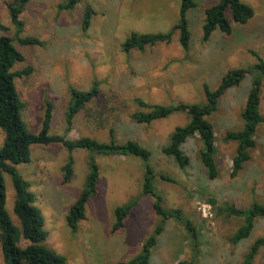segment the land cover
I'll return each mask as SVG.
<instances>
[{
  "label": "rangeland",
  "instance_id": "obj_1",
  "mask_svg": "<svg viewBox=\"0 0 264 264\" xmlns=\"http://www.w3.org/2000/svg\"><path fill=\"white\" fill-rule=\"evenodd\" d=\"M8 0H0V30L12 38L23 59L13 70L30 67L28 74L15 77L17 92L24 103L21 118L33 133L41 130L47 104H51L48 134L69 139L90 137L110 142L109 129L117 143L133 140L150 150L147 161L153 172L152 186L165 209L178 208L198 233V244L183 224L167 219L149 254V264H240L252 243L264 236V216L256 217L248 237L233 243L231 237L244 224V216L219 212L225 203L249 210L253 203L264 205V75L246 73L240 83L228 88L217 108L206 118L215 136L214 179L200 159L202 142L197 134L183 143L190 164L180 167L172 155L162 152L172 132L190 117L177 111L149 123L137 122L132 114L147 112L148 105L206 102L204 85L214 90L230 69H249L264 59V0H241L253 9L252 17L237 23L229 9L225 15L230 34L215 29L202 39L204 9L217 0H194L187 11L190 41L187 49L174 30L169 42H156L143 49L125 51L122 44L132 33H165L178 22L180 0H79L72 8H62L67 0H30L20 14L24 22L18 31L11 22ZM94 12L82 28L85 9ZM36 36L42 45H23L19 37ZM254 79L260 81L259 112L253 138L255 146L236 176H231L237 142L226 138L227 131L242 128L241 116ZM97 84L99 93L78 110L67 115L73 104L72 90L89 91ZM4 133L0 129V147ZM71 159V176L64 180ZM97 166L96 191L89 195L84 218L72 230L66 215L87 187L91 163ZM17 171L29 183L33 204L40 210L46 231L45 244L61 254L67 264H108L134 258L152 234L161 217L154 209L155 196L143 193L146 162L135 155H105L86 148L69 150L60 142L31 144L30 160L17 164ZM166 176L167 178H163ZM5 183V209L19 227L14 214V188L8 173ZM214 198V205L209 200ZM135 200L124 224L112 231L115 209ZM23 244V242L21 243ZM0 264H6L1 250ZM250 264H264V246Z\"/></svg>",
  "mask_w": 264,
  "mask_h": 264
},
{
  "label": "trees",
  "instance_id": "obj_2",
  "mask_svg": "<svg viewBox=\"0 0 264 264\" xmlns=\"http://www.w3.org/2000/svg\"><path fill=\"white\" fill-rule=\"evenodd\" d=\"M30 0H8L6 5L11 22L18 31H21L24 22L20 19V14L25 5ZM79 0H67L61 5L62 8H72ZM196 6L194 0H180L179 18L172 28L165 33H138L132 32L122 44L125 51L131 49H143L146 45H152L156 42H169L174 30L179 31V42L184 49H187L190 41V32L187 25V11ZM231 12L232 19L237 23L247 22L253 15V9L250 5L241 0H217L212 5L204 9V18L202 23V39L207 40L215 29H219L226 34L232 31L229 19L225 15L226 10ZM90 7L85 9L82 28L86 29L90 22V16L93 14ZM7 27L0 21V30ZM18 42L23 45H42L43 42L36 36L19 37ZM257 63L249 69H230L222 77L219 85L211 90L205 84L204 93L206 102L202 104L175 103L170 105H148L141 99L136 101L149 107L147 112H135L132 117L137 122L149 123L155 119L166 117L177 111L186 112L190 119L183 125L178 126L172 132L170 141L162 147V152L172 155L180 167L190 164L189 155L183 150L182 145L188 137L197 134L202 142L200 149V159L203 163L207 176L214 179L218 175V169L215 161V136L211 122L206 118L216 110L219 98L225 91L240 83L246 73L260 71L264 75V59L257 56ZM23 59L22 53L14 45L10 36L0 35V129L4 133V140L0 147V240L1 250L6 264H67L65 258L49 248L45 244L46 231L43 228V216L33 204L34 194L29 191V183L17 171L16 165L30 160L31 144H48L51 142H60L69 150L75 148H86L105 155H135L141 157L146 162V173L143 193H151L155 196L154 209L161 217L160 222L154 228L152 234L143 243L141 251L128 261H118L108 264H149V254L156 243L157 236L163 231L164 223L167 219L175 218L183 224L190 236L192 248L198 244V233L195 226L189 219L184 218L180 209H165L161 204V197L157 195L152 186L153 172L147 161L150 157V150L140 143L128 140L124 143H117L113 139V128L109 129L111 136L110 142H100L90 137H79L69 139L64 135L48 134L51 120V104H47L44 120L41 130L38 133L31 132L21 118V110L24 106L21 100L14 79L26 75L31 68L25 67L21 70H13L16 62ZM99 93L98 86L95 83L89 91L72 90L73 104L67 115L68 126L66 131L71 130L72 116L86 103L95 98ZM260 103V81L254 79L252 87L245 101L241 116L243 119L242 128L238 131H227L226 138L237 142L235 154L232 158L231 176L234 177L242 169L243 164L249 159V150L255 146L253 138L256 126L262 121L259 112ZM66 175L64 180L71 176V159L64 167ZM8 173L12 180L14 188V206L13 211L19 221V227L15 225L5 209V183L3 174ZM98 172L97 166L91 163V171L87 176V187L80 194L79 198L70 206L66 215V221L72 230L77 228V223L84 218L85 203L90 194L96 191ZM163 178H167L163 176ZM136 203L132 200L123 206L115 209V222L112 231L123 226L124 218L130 212L132 206ZM209 203L214 205L216 200L211 198ZM227 215L244 216V224L240 226L231 237L233 243H236L249 236L253 221L256 217L264 216V205L253 203L249 210H243L233 204L225 203L219 209ZM23 242V244H21ZM260 246H264V236L257 238L251 245L249 252L240 264H250L253 255ZM185 262H178L184 264ZM188 264H194L191 260Z\"/></svg>",
  "mask_w": 264,
  "mask_h": 264
}]
</instances>
